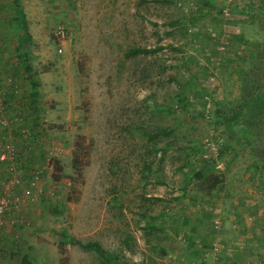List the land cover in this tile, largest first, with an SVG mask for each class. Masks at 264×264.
<instances>
[{
	"label": "rangeland",
	"instance_id": "1",
	"mask_svg": "<svg viewBox=\"0 0 264 264\" xmlns=\"http://www.w3.org/2000/svg\"><path fill=\"white\" fill-rule=\"evenodd\" d=\"M20 5L38 114L13 0H0V84L12 79L0 88L22 119L15 163L35 173V201L9 249L33 264H264V119L231 118L264 95L260 0ZM62 232L108 258L59 246Z\"/></svg>",
	"mask_w": 264,
	"mask_h": 264
},
{
	"label": "built area",
	"instance_id": "2",
	"mask_svg": "<svg viewBox=\"0 0 264 264\" xmlns=\"http://www.w3.org/2000/svg\"><path fill=\"white\" fill-rule=\"evenodd\" d=\"M55 37L60 42L64 41L65 32L62 27L56 29ZM2 82L9 86L12 79L4 75ZM6 100V90L0 88V227L3 225L21 227L27 225L23 207L35 201L33 193L35 173L31 171L26 175L15 163L12 126L18 125L22 119L18 116L14 118L6 116ZM21 135L28 137L31 136V132L26 129ZM47 166H51L50 161ZM219 250L220 246L214 244L213 255H218Z\"/></svg>",
	"mask_w": 264,
	"mask_h": 264
},
{
	"label": "trees",
	"instance_id": "3",
	"mask_svg": "<svg viewBox=\"0 0 264 264\" xmlns=\"http://www.w3.org/2000/svg\"><path fill=\"white\" fill-rule=\"evenodd\" d=\"M14 4V12L15 15L13 17V20L15 23H17L19 33L16 38V45L14 47V51L16 56L22 61L24 65V71L27 74L28 77V82L30 85V91L28 93L29 97V105L34 113L38 114L39 108H38V96H39V84L36 81L35 78V73H33V69L31 66L28 64V47L32 43L31 36L28 32V25L26 22L25 14L23 12V9L20 5V0H13ZM260 11L258 15L260 16V24L261 26L264 27V0H260V5H259ZM130 53H138L141 52L139 49H132L129 51ZM148 52V51H145ZM245 111H248V120L252 122L254 126H261L262 120L264 119V95H255L252 100H244L241 103V108H238L237 112L235 115H233L231 118L235 122H240L242 121V118H245L244 114ZM240 119V120H239ZM258 121V123H257ZM36 124V123H35ZM165 134L164 131H157L153 136H150L149 138H154L158 137L160 135ZM55 165V178H59L58 174H60L59 171V165L58 162H54ZM201 175V173H199ZM199 175V177H200ZM62 239H65V241L59 242V246H63L66 242L70 245H78L82 247L83 249L91 250L95 254H97L99 257L102 259H107L108 256L104 249L97 243V242H90V243H82L79 240L74 239L73 237L68 236L66 233H60L59 234ZM27 257H23L21 264H33L31 262H27Z\"/></svg>",
	"mask_w": 264,
	"mask_h": 264
},
{
	"label": "crops",
	"instance_id": "4",
	"mask_svg": "<svg viewBox=\"0 0 264 264\" xmlns=\"http://www.w3.org/2000/svg\"><path fill=\"white\" fill-rule=\"evenodd\" d=\"M0 85L3 86L5 84L3 83V85L2 84ZM24 214L27 218L29 217L30 209L28 207L24 209ZM17 229H19V227H10L8 225H3L2 227H0V248L4 249V251L2 252L0 251V253H2V256H0V264H21L22 258L25 256L27 257V255L25 254H21L20 256L21 251L17 250L16 247H13V249H9L8 245H6L7 243L15 244L18 242ZM192 230H193L192 228L189 229V232H191ZM260 246L264 248V245L263 246L260 245ZM18 248H20V246H18ZM235 254L236 253H234V255ZM26 260L27 262H30L28 258ZM191 264H199V263H191Z\"/></svg>",
	"mask_w": 264,
	"mask_h": 264
}]
</instances>
